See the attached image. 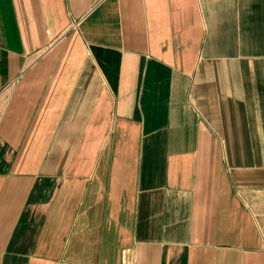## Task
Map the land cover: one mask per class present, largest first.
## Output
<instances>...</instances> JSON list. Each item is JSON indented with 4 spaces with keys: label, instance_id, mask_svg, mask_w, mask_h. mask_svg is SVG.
Listing matches in <instances>:
<instances>
[{
    "label": "crops",
    "instance_id": "obj_1",
    "mask_svg": "<svg viewBox=\"0 0 264 264\" xmlns=\"http://www.w3.org/2000/svg\"><path fill=\"white\" fill-rule=\"evenodd\" d=\"M0 264H264V0H0Z\"/></svg>",
    "mask_w": 264,
    "mask_h": 264
}]
</instances>
